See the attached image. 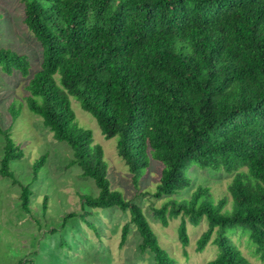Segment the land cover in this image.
Returning a JSON list of instances; mask_svg holds the SVG:
<instances>
[{"label": "trees", "instance_id": "obj_1", "mask_svg": "<svg viewBox=\"0 0 264 264\" xmlns=\"http://www.w3.org/2000/svg\"><path fill=\"white\" fill-rule=\"evenodd\" d=\"M20 1L24 23L43 48L41 68L31 76L30 57L5 47L0 67L29 77V109L71 146V163L82 175L94 179L99 194L81 195L83 207L130 210L120 245L133 223L142 237L140 251H151L155 264H174L143 208L111 188L103 149L91 130L75 123L70 94L107 138L118 137V154L135 185L152 159L163 163L150 191L155 198L190 186L186 169L192 163L232 173L233 211H221L200 186L190 200L171 197L153 207L154 216L166 227L180 215L195 225L207 217L197 250L213 242L220 252L205 264H254L229 238L231 229L247 235L255 257L264 261V0ZM0 133V172L20 184L21 205L29 211L32 189L11 169L24 152L1 124ZM46 159L35 162V176ZM179 236L187 246L184 219Z\"/></svg>", "mask_w": 264, "mask_h": 264}, {"label": "rangeland", "instance_id": "obj_2", "mask_svg": "<svg viewBox=\"0 0 264 264\" xmlns=\"http://www.w3.org/2000/svg\"><path fill=\"white\" fill-rule=\"evenodd\" d=\"M24 18V4L20 0H0V47L27 54L33 76L41 68L43 48L24 23ZM28 79L19 71L8 75L0 67V124L10 131L24 152L22 158L11 162V169L32 189L31 208L27 211L21 205L20 184L0 172V264H155L151 251H140L142 237L133 223L128 240L120 245L122 228L131 222L130 210L124 211L119 206L83 207L81 195L97 196L99 188L93 178L82 175L79 165L71 163L74 159L71 146L54 138L42 117L29 109ZM69 97L76 115L75 123L91 130L94 144L103 149L111 188L121 191L143 208L160 245L174 259V264H205L215 258L220 248L213 242L204 251L197 250V240L209 226L207 217L195 225L188 217L180 215L171 218L166 227L155 218L153 207H160L171 197L190 200L197 188L203 186L209 189L210 200L221 211L231 212L233 174L192 163L186 169L192 180L190 186L173 196L155 198L150 191H155L163 163L152 159L149 167L142 170L139 185H135L129 166L118 154V137L107 138L95 117L82 107L79 98L74 94ZM4 146L5 137L0 133V167ZM41 156H47V159L35 176L34 164ZM222 200L224 204H221ZM68 213L76 215L65 221ZM183 219L189 237L187 246L179 236ZM228 236L250 261L264 264L255 257L254 246L247 235L239 231L232 233L231 229Z\"/></svg>", "mask_w": 264, "mask_h": 264}]
</instances>
